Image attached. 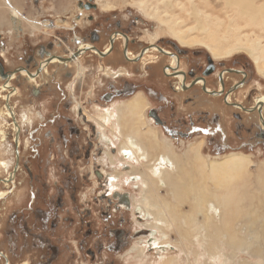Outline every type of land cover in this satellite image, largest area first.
<instances>
[{
    "label": "flooded vegetation",
    "instance_id": "obj_1",
    "mask_svg": "<svg viewBox=\"0 0 264 264\" xmlns=\"http://www.w3.org/2000/svg\"><path fill=\"white\" fill-rule=\"evenodd\" d=\"M77 2V7L85 14H76L71 23L69 21L70 26L40 20L42 29L35 32L44 33L49 36L48 39L23 43L25 46L22 45L24 50L20 57L12 56L18 44L14 41L8 47L0 36V96H3L0 97V110L6 106L11 114L10 117L5 116L11 131L8 136L6 131L8 141L5 140L4 145H11L10 152L14 155L7 175L10 179H5L6 182L10 180V188L5 191L11 190V193L17 188V173L24 166L20 147L26 121L20 118L13 102L24 88L18 83L19 77H23L26 84L32 85L31 106H35L43 94L49 96V108L60 109L48 120L56 130L48 134L51 143L61 144L65 156L63 152L51 150L48 161H53L62 173L60 179L50 184L53 197L45 196L46 207L42 209L34 206L39 195L32 191L27 203H22L11 214L12 223L16 226L12 234L18 231L29 234L34 226L38 230H47L50 235L57 231L55 237L59 241L66 236L75 238L76 245L73 247L70 239L65 240L69 246L67 252L72 253L73 259H80L79 264H100L103 253L108 255L101 263L115 264L113 257L129 250L135 238L146 234L150 228L140 225L132 233L127 226L119 224L122 217L117 222V211H134L130 206V196H127L131 192L125 188L119 191L124 194L116 196L114 192L113 197L109 193V173L112 171L107 170L111 166L106 152L115 154L118 151L115 146L109 149L104 138L101 140L107 149L103 148L99 139H95L102 133L100 119L91 113L90 116L87 110L92 107L97 111L99 108L116 107L140 93L149 101L142 128H155L158 138L167 136L178 142L205 136L206 142L210 139L214 152L236 149L240 152L247 150L245 153L249 152L252 156H257V153L264 156V84L253 81L255 74L245 64L216 61L207 55L188 51L163 39L162 34L154 37L155 33L148 28L142 38L149 40L142 41L131 30L132 24L141 25L144 20L124 27L121 21L111 20L115 11L101 9L94 0ZM89 11L94 13L88 14ZM61 27L70 35L64 34ZM101 73L106 80L100 77ZM89 75L97 76L94 83H89ZM46 87L50 95L45 92ZM30 146L29 162L37 160L46 165L43 161L46 152L40 150L41 146L38 143ZM80 163L82 166H79ZM27 170L31 171L33 182L32 166L30 168L27 164ZM79 170L84 173H79ZM82 189L85 191L82 192ZM89 189L93 190L87 193ZM2 198L0 196V201H3ZM105 201L107 206L100 211L98 206ZM25 211L32 212L34 224L30 225L31 220L27 222ZM96 212L106 223L100 230H96L99 226L95 225V218L88 219ZM135 215L142 223L144 218L139 217L137 212ZM40 236H34L39 248L48 249L46 255H42L43 264L60 260L58 245ZM149 236L145 245L153 249ZM1 247L0 244V258L4 264H31L30 261L12 262L8 251Z\"/></svg>",
    "mask_w": 264,
    "mask_h": 264
},
{
    "label": "rangeland",
    "instance_id": "obj_2",
    "mask_svg": "<svg viewBox=\"0 0 264 264\" xmlns=\"http://www.w3.org/2000/svg\"><path fill=\"white\" fill-rule=\"evenodd\" d=\"M16 1H18L20 5H23L22 8H20V10H19L20 12L18 13L19 14L18 19H19L20 23L16 24V25H15V23H14V25L12 24L15 20L16 14H11L10 12H6L5 13L6 15L4 14L5 18L2 17L1 21H0V36H2L4 38V40L7 42L8 47H9V44L12 42L14 43V41H15V43L18 44V46H16V48H14V50H13L14 53L12 54V56H14V57H16V56L20 57L21 56V52L24 50L22 47L23 43L30 44L29 41L31 43H33V41L40 42V40H43V39L47 40L48 39L49 36H46L44 33L35 32V31H38L39 29H42L40 20L43 22H49V21L54 22V23L56 22L57 25H58L57 22L59 20L58 26H61L62 25V23H61L62 21L60 22L61 19L63 21L69 20L71 23L72 18H75V15L76 14L78 15L79 12H81L82 15L85 14L81 10V8L77 7V3H78L77 1L78 0H16ZM94 1L96 2V4L99 5L97 0H94ZM242 1H244V0H241V1L240 0H206V1L205 0H195L196 4L198 6L202 5L201 7L206 9V14L211 15V18L209 20H206V26H212L211 30L217 32V38H219V42L216 41L212 36L207 38L206 33H202L199 30H193V31H189L191 33L188 34V37L186 39H188L189 41H192V42L195 40H197L199 42H196L195 44H190V45H182L177 41V39H175V37L173 38V36L168 32V29L166 28V26L164 24H162L161 22H159L156 19L150 18L148 16H147L148 17V19H147V17L143 16L141 13L143 11L141 9H139L137 5L134 4L135 0H130L128 3L124 2V0H119V2L117 0H113L112 6L117 5V7H123V8L116 10L113 13L114 15L112 16L111 20L121 21L122 26H124V27H130L132 22H134V21L138 22L139 20L140 21L144 20L145 23H141V25H137L136 23L132 24L133 25V29H132L133 31L131 30V33L135 34L134 36H137V38L142 39V41L148 40V39L142 38V35L145 34L147 28L152 30V31H155L154 33L159 31L162 34L161 37L163 39L170 41V42H174L179 47H183L184 49H186L188 51L197 52V53H200L201 55H204V56L207 55L216 61H224L227 63H230L231 61H237V62H240V64H245L247 66V68L253 73V75L255 74V78L253 81H260L264 84V76H262V74L259 73V71L257 70L256 64L254 63L251 55L249 54L248 50L246 49L248 46H250V44H245L244 45L245 47L243 49H241V50L236 49L232 53L226 55L225 57H214L212 54V50L209 46V44H211V45L223 44V45L227 46V47H224L221 45L223 47V49H227V48L230 49V48H233L235 43H238L239 40H243L241 42H242V44H244L246 42V38L248 35H250V38L256 39L257 34H260L263 37L261 39V41H262V44L264 45V27H261V26L256 27L255 25L252 26V24H250V20L248 18H246L242 15L236 14V10H238V6H235L234 4L236 2L240 3ZM254 1H256V5L259 4L258 6H261V4L262 5L264 4V0H254ZM160 2L161 1L157 0L156 5H158L160 7V12H161L160 16L164 20H166L168 22H176L177 21L176 19L178 17H180V19H182V18L185 19L186 21L183 22V25H181V26L179 25L180 27H182L181 29H187L189 27L191 28L192 26L196 25L195 20L193 18H191V16H189L186 13L187 11L185 9L180 10V7L178 8V5L180 2L189 8L188 0H171L170 6H173V7H170V6L166 7L165 5H163ZM63 7H64V9H63ZM67 7H69V9ZM65 8H67V9H65ZM93 13H94V11L88 12V14H93ZM98 13L103 14L102 12H98ZM7 20H8V22H7ZM230 22L232 24H230ZM43 24H45V23H43ZM136 26H137V28H136ZM12 27L13 28L17 27L18 30H16L17 28L14 30ZM61 28H62V31L64 32V34H66L67 36L70 35V34L68 35L67 30H65L63 27H61ZM36 29H38V30H36ZM188 30H191V29H188ZM245 36H246V38H245ZM201 39H205L206 44L203 43L201 41ZM23 46H25V45H23ZM9 55H11V53ZM263 55H264V53H263ZM17 61H18V59H17ZM90 75L88 77L89 83H90V81L92 83H94V80H96L95 77H97V76L93 77V75H92L90 77ZM101 75H102V73L100 74V77H102L103 80H106V78L104 76H101ZM18 83L21 84L24 88L22 89L20 96L17 95L16 98L13 100V102L17 107L16 109L19 111L20 118L23 117V121H26V125L24 127V131H23V135H22L23 144L20 147L21 157L24 158V161H23L24 166L22 167L23 170L21 168L19 170V172L17 173V179H16V174L13 177V181H15V179H16L17 188L13 189V191L11 193H9L3 199V201H0V222H1L0 224L2 226V232L0 233V237L2 236L1 242H0V244L2 246L1 248L6 249L5 250L6 252L8 251V253L11 256L12 262L30 261L31 264H43L42 255L45 256L46 253L48 252V249L47 248L46 249H40L39 248L38 244L36 243V241L34 239V236L36 237L37 234H39V235H41L40 237H43V239L50 240L51 243H55L59 247V252L61 254L60 260H58L52 264H79L80 259H76V258H75L76 260L73 259L72 253L67 252V249L69 248V246H68V243L65 239H67V240L70 239L69 240L70 244L73 247V245H76L75 238L73 236H66L65 238L63 237L61 239V241H59L55 237V236H57V231L53 232L50 235V232H48L47 230L46 231L38 230L35 226L31 229V231H29L30 232L29 234H24V233H22V231H18L17 234H15V235H14V233L12 234V230L14 227L16 228V226L12 223L13 221L11 220V214H13V212H15V210L17 211L22 203H24V202H25V204L27 203V201L31 198L32 191L36 192L39 195L36 203L34 204L35 207H40V208L44 209V207H46V205H45L46 203L44 202V198H46L45 196L49 197V195H50V197H53L52 196L53 189H52L50 184H52L54 180L60 179L62 173L59 172V170L57 169L58 166H55L52 163L53 161L50 162V161H48V159L50 158L49 157L50 154H52L51 150H53L55 152L57 151L58 153H62L63 152L62 150L64 149V148H62L61 144H58L57 142H55V144L51 143L50 142L51 140L49 139L50 136L48 134L49 131H51V132L56 131L54 128V125L52 123L48 122V120L53 117L54 112H56L58 110L60 111V109H57V108L55 109L52 106H50V108H49V103H47V99L49 98V96L48 95L43 96V94L39 98V100L36 102L35 106H31V100L33 99V97L31 96L30 89H31L32 85H30L29 83L26 84V81L23 77H19ZM0 89H1V85H0ZM45 92L50 95L48 87H46ZM1 93L2 92L0 90V94ZM0 97L3 98V96H0ZM46 104H48V106ZM53 104L54 103H51L50 105H53ZM121 104H119L117 106H120ZM117 106L105 108V109L99 108L98 111H97V109L92 107V108H89V110H87L88 111L87 113H89V115L91 113L94 117H98L100 119L99 121L104 122V119H103L104 116L106 114H109V111L114 112V115L111 118L112 120H109L107 122V125H106V128L108 127L107 130L105 127H103L99 124L100 131L102 133H101V136L97 135L95 139H99L100 144H102L104 146L105 143L101 140V138L105 139L104 134L107 135V137L111 138V140H112V142H108L105 139L107 141V143L110 145V147L108 146V148L110 149L112 146H115L117 151H118V153H115V155H117V154L122 155V153H119V150H118L121 139L114 135L115 133L120 135V125L117 123V115H118V109L116 110ZM0 113H1L0 114L1 115L0 116V128H5V130L7 131V136H8V132L11 131V128L9 126L10 123L8 122V119H6L5 116L10 117L11 114L9 113L8 109H6V106H4L3 110H0ZM44 118H45V120H44ZM19 120H21V119H19ZM29 120H32V121H29ZM22 127H23V123H22ZM8 128H9V130H8ZM13 128L15 130V125H13ZM104 131L106 133H104ZM144 131H146V130H144ZM153 131H155V134L157 132V137H158V131L155 128ZM89 135L92 136L91 133H89ZM160 139L167 140L170 143L173 142L172 139L170 137H167V136H166V139L164 137L160 136ZM201 139L203 141L202 152L206 155V157L208 159L217 158V157L222 156V154L232 152V151H236V149H234V150L232 149L230 151H226V152H222V153L214 152L213 145L211 143H209L210 139L208 142H206L207 137H205V136L204 137L197 136V137H194L190 141L189 140L178 141V142L174 141L172 144L174 145L175 149L179 153H181L188 147V145L192 141L201 140ZM6 141H8V140L6 139ZM6 141H4V142H6ZM35 143H38L39 147L41 146L40 150H44L46 152V155L44 156V159H43V161H44V163H46V165L43 164L42 162L39 163L37 160H35L34 163L29 162V159H31V157H30L31 156L30 155L31 154L30 144L35 145ZM9 146H11V145H7V144L4 145V143L0 144V156L3 157L5 155L7 158L10 157V160H11L10 166L12 167V164H13L12 161L14 162V159H13L14 155H13V152H10L11 147H9ZM103 148L107 149L105 146ZM249 150H250V148H249ZM238 151H240V150H238ZM2 152L3 153L5 152V153L3 154ZM107 152H110V151H107ZM245 152H247V150ZM106 154H107L106 158H107V160H108V162L112 168V169L111 168L107 169L109 171H112V173H109V176H110L109 187H108L109 193L111 194V192H112L110 190V182H112L111 176L113 174H116L119 171L118 172L119 176L116 180H118V183H120V186H117L118 187L117 190L123 191L125 188L126 189L128 188V190H130L131 193H130V195H128V197L130 196L131 200L130 201L128 200V201L130 202V206H133L134 211L137 212V215H138V213H140V212H138L135 209L134 204H135V201H140L142 203V201H143L142 199L144 198V192L143 191H144L146 185H142V183L139 180L138 181L132 180L130 175L125 171L124 167L122 165H120V161H119V164L115 166V164H113L111 162V156L108 153H106ZM248 154H250V153L248 152ZM257 154H258L257 156H252V159L255 163H254V165L250 166V169L248 171L249 173L246 176L247 177L246 180L249 181V184H248L249 186L245 185V187L242 189H239V192H238L239 194H241L243 196V199H244L243 200L244 202H242V204H241L242 206L244 205L243 203L251 201V197H252L251 194L256 193L255 195L257 196L258 199L262 198V200H264V189L261 188L259 185V182L257 179V169H256L257 166L261 165V162L264 161V156L260 155V153H257ZM64 156H65V153H64ZM149 159H151V158H146V157L141 158V160H143L142 162H144L145 165L147 166V170L149 172H151V174H153L154 176H157L154 174V171H155V169L159 168L158 166H160L161 164L162 165H169L168 163L161 162V161L158 162L159 163L158 164V163H156L157 160L154 163H152L151 162L152 160L149 161ZM103 162H104V160H103ZM133 163L135 166H141V161H139L137 159L133 160ZM27 164H28V167H30V168L32 166V172H33L34 177H35L33 182L31 180V171L29 172V170H27ZM79 166H82V163H80ZM131 168L132 167H130V169ZM10 170H11L10 167L8 169H4V167L0 166V184L3 183V185L0 186V191L6 190V188H8V186L10 185L8 183V182H10V180L7 182L5 181V179L9 178V176H10V175L7 176L9 174ZM115 170H116V172H115ZM13 172H11V175ZM79 173H84V172H82V170H79ZM176 175H177V173H176ZM129 180H130V182H129ZM11 181H12V179H11ZM30 182L33 183V184L31 183L32 186H31ZM124 182H125V184H124ZM157 183H160V181L158 180ZM182 183H184V182H182ZM205 183H206V187H208L206 189L204 186ZM201 184H203V187H201V189L198 192L196 190L195 191L193 190L192 191L193 193L192 192L189 193V195H190L189 200H187L188 198L182 199L183 201L184 200L185 201L181 202L182 204H180V207H178L181 211L179 214L180 215L182 214V215L178 216V218L175 219L176 226L177 225L180 226L181 224H183L186 229H189V231H188L189 233L188 234L187 233L182 234L179 232V230H177V229L175 230V228H174L175 225L174 224L171 225V223L167 222L168 217L164 213H161L160 214L161 216L158 215V217L159 218L161 217L160 219H162V220H160V221L161 222L164 221V222L162 224H159L161 226V228H160V231L159 230L157 231L158 232V234H157L158 238L161 240H158V242H156L155 240L151 241L152 244H150V247H152L153 249H150L145 245L147 242L146 241L147 237L150 235L149 231L152 228H155L157 226V225H153V223H152L154 220L153 215L147 219V217L143 216V213H140L138 216L144 218V219H142V224H141V223H139L141 220H139L136 217L133 209L131 211L121 210V211H117V213L115 212L116 213L115 218H116L117 222L122 217L119 224L127 226V228H129L130 232H132V233L135 232L137 230V228L140 227V225L141 226L144 225V226H147L148 228H150V230H148L146 234H142L141 236H137L135 238V240L133 241L129 250H126V251L123 250V251H121V254L113 257L115 260V264H164L165 263L164 261H166L167 264L169 262H170V264H242L240 262H243L246 259L248 260V261L246 260V262L251 261V264H264V255H257L255 257V256L251 255L250 253H248L246 250H244V248L241 249V248L235 247L236 245H234L232 241H231L232 242L231 245L229 243H227L228 241L226 240L227 238L225 237V235L221 231H219L217 227H215L218 225L221 226L220 216H218V214H220V211H218V210L215 211V209H216L215 206L218 205L215 202L218 203V202L222 201L221 194H223L222 192H224L225 189H223L224 191H222V189L218 190L217 187H215L216 184L213 181H211L210 179H205L204 182ZM15 185L16 184H14V187H15ZM160 185L158 184V187H160V189H161V193H163L164 195H167L173 201L171 206H175V205L179 204L178 203L179 200L177 199V197L175 198L174 193H173L174 184L172 187L168 183H166V185H161V186ZM92 186H94V185H92ZM261 189L263 191H261ZM92 190L93 189H89L87 191V193L91 192ZM84 191L85 190L82 189V192H84ZM215 191H216V193H215ZM246 191H248V193ZM249 192H250V195H249ZM122 193H124V192H122ZM211 193H212V195H211ZM217 193H219L218 196L216 195ZM198 195H200V196H198ZM210 195H211V197H210ZM112 196L114 197V194H112ZM245 196H249L247 201L245 200L247 198ZM219 198H221V200ZM218 199H219V201H218ZM194 200L195 201L203 200V203H201L200 206L194 205L195 204ZM129 202H127V203H129ZM174 203H175V205H174ZM100 204L101 205L98 206V208L101 207L100 211L102 210L103 206H105V207L107 206L106 201H105V203L103 202ZM207 205H209V206H207ZM78 206H82V204L78 203ZM158 206L159 205H154V207L152 206L151 210L156 212V210L160 209V207L158 209ZM195 206H196V210L194 208ZM167 207H169V206L164 204L162 208H163V210H164V208L166 210L167 209L169 210L170 208H167ZM193 208L195 211L193 210ZM220 210H222V208H220ZM25 212H26L25 214L27 216V222L28 221L30 222V220H31L30 225H32V223L34 224V221L32 219L33 218L32 212H29V211L28 212L25 211ZM69 212L71 213L72 211H69ZM214 213L216 214L215 219L213 217ZM71 214L74 215L73 213H71ZM211 215H213V216H211ZM101 216L102 215L100 213L97 214V212H96V214H93V216L91 218H88V219H90V221L93 220V218H95V222H96L95 225L99 226V228L96 230H100V228H102L103 225L106 224L102 220ZM165 217H167V218H165ZM207 217H209L211 220L209 218H208L209 219L208 220ZM216 217H218V218H216ZM84 218H86V217L84 216ZM212 219H213V221H215V223L212 221ZM239 219L240 218L235 219V220H231L232 229H234V227L235 228L237 227L240 230L239 232H241L243 235L247 236L246 234H248V236L250 238L252 237V239H254L256 241L255 246L257 244L258 245L259 244L264 245V239L260 237L261 236L260 230L259 229L252 230L251 228L249 229L248 226L246 224H244L245 222L242 221V223H240ZM74 220H76V219H74ZM260 221H258V225L261 226L262 221L261 222ZM204 222L206 223V227H205ZM211 222H212V224H211ZM208 223H210V224H208ZM214 224H216V225L214 226ZM239 226H241V229L239 228ZM72 228H74V227H72ZM83 229H84V227H83ZM257 231H259V232H257ZM209 232H211V233H209ZM257 235H259V236H257ZM13 238H14V240H13ZM213 238H215V239H213ZM184 240L186 243H184ZM134 248H136V249L134 250ZM138 251H140V252H138ZM190 254H191V256H190ZM107 255H108L107 253L101 254L102 260H100V264H103L101 262L106 261ZM179 255H181V257ZM101 256L99 259H101ZM111 260H113V259H111ZM159 260H161V261H159ZM0 264H4V261L1 258H0Z\"/></svg>",
    "mask_w": 264,
    "mask_h": 264
},
{
    "label": "bare ground",
    "instance_id": "obj_3",
    "mask_svg": "<svg viewBox=\"0 0 264 264\" xmlns=\"http://www.w3.org/2000/svg\"><path fill=\"white\" fill-rule=\"evenodd\" d=\"M97 1L100 5L99 7L101 9H105L108 11L109 10L116 11L118 9L123 8V7H117V5L112 6L113 0H97ZM117 1L119 2V0H117ZM129 1L130 0H124V2H127V3ZM156 1L157 0H135L134 4L137 5L138 8L143 11V12H141L143 16H145V17L148 16L150 18L156 19L159 22H161L162 24H164L166 26V28L168 29V32L173 37H175L180 44L190 45V44H195L196 42H199L197 40L192 42V41H189L188 39H186L188 37V34L191 33L189 31H193V30H199L202 33H206L207 38L212 36L216 41L219 42V38H217V32L211 30L212 26H206V20H209L211 18V15L206 14V9L201 7L202 5L198 6L196 4L195 0H188L189 8L181 2L178 5V8L180 7V10L185 9L187 11L186 13L189 16H191V18H193L195 20L196 25L192 26L191 28L189 27L187 29H181L182 27H180L181 25H183V22L186 21L183 18L180 19V17H178L176 19L177 20L176 22H168V21L164 20L160 16L161 15L160 7L158 5H156ZM159 1H161L160 3H162L166 7L171 5V0H159ZM234 5L238 6V10H236V14L242 15V16L248 18L250 20V24H252V26L255 25L256 27H258V26L264 27V4L263 5L261 4V6H258L259 4L256 5V1H254V0H244L240 3L236 2ZM22 6L23 5H20L19 2L16 0H0V8H1L0 9V21H1L2 17L5 18L6 12H10L11 14H16V16H15L16 21L14 20V22L12 24L13 25H14V23H15V25L19 24L20 22L18 19L19 18L18 13L20 12L19 10H20V8H22ZM170 7H173V6H170ZM67 8L69 9V7H67ZM67 8H65V9H67ZM63 9H64V7H63ZM148 17H147V19H148ZM7 22H8V20H7ZM60 22L62 24L68 25L69 20L63 21L61 19ZM57 23L59 25V20ZM230 24H232V23L230 22ZM16 28L17 27H15L13 29L15 30ZM188 29H191V30H188ZM16 30H18V28ZM153 32H155V31H153ZM158 34H161V33L159 31H157L155 33L154 37H156ZM158 36H157V38H158ZM245 38H246V36H245ZM262 38L263 37L260 34H257L256 39L250 38V35H248L246 38V42L244 44H242V42H241L243 40H239V42L235 43L234 47L230 48V49H228V48L223 49L222 46L227 47L223 44H221L222 46L220 44L219 45L209 44V46L212 50V54L214 57H225L226 55L232 53L236 49L237 50L243 49L245 47L244 46L245 44H250V46H248L246 49L248 50V52L251 55L254 63L256 64L257 70L259 71V73L262 74V76H264V55H263L264 45L262 44V41H261ZM201 41L206 44L205 39H201ZM9 84H11L10 81H9ZM148 104H149V101L145 98V96L143 97V95L139 93V94H135L132 98L130 97L126 101H123L120 106H117V108H116V110L118 109L117 123L120 125V135H118L116 133L114 135L121 139L118 150H119V153H122V155H119V154L113 155L110 152H106V153H108L111 156V162L113 164H115V166L118 165L119 161H120V165H122L124 167L125 171L130 175L132 180H135V181L139 180L142 183V185H146V187L143 191L144 192V198L142 199L143 200L142 203L140 201H135L134 206H135V209L138 212L143 213V216L147 217V219L150 218V216H152V215L154 216V218H153L154 220L152 223H153V225H157V226L155 228H152L151 230L149 229L150 235H151L149 237H151V240L152 241L155 240L156 242H158V240H161L158 238V235H157L158 234L157 231L158 230L160 231V228H161V226L159 224H162L164 222V221L161 222L160 221V220H162V219H160L161 217L160 218L158 217V215L161 216L160 215L161 213H164L168 217L167 222L171 223V225L172 224L175 225L174 226L175 230L176 229L179 230V232L182 234H184V233L188 234L189 233L188 232L189 229H186L183 224H181L180 226L179 225L176 226L175 219L178 218V216L182 215V214L181 215L179 214L181 211L178 207H180V204H182L181 202L185 201V200L183 201L182 199L188 198L187 200H189V197H190L189 193L192 192L193 190L194 191L196 190L198 192L201 189V187H203V184H201V183H203L205 179H210L211 181H213L216 184V185L215 184L214 185H215V187H217L218 190L222 189V191H224L223 189H225L224 192L221 191L223 193V194H221L222 201H220L218 203L215 202L216 204H218L217 206H215L216 207L215 211H217V210L220 211V214H218V216H220L221 226H219V225H218L219 227L215 226L217 223L214 224V226L217 227L218 230L221 231L225 235V237L227 238L226 240L228 241V242L227 241L226 242L229 243L230 245L233 242V244L236 245L235 247H238L241 249L244 248V250H246L248 253H250L251 255H253L255 257L257 255H264V245H262V244L258 245L257 244L255 246L256 241L254 239H252V237L250 238L248 236V234H246L247 236L243 235L241 232H239L240 230L237 227L236 228L234 227V229H232V225H231V220H235V219L240 218L239 219L240 223H242V221L245 222L244 224H246L249 229L250 228L252 230L259 229L260 233H261L260 237L264 239V200L258 199L257 196L255 195L256 193L251 194L252 195L251 201L243 203L245 206L244 205L242 206L241 204H242V202H244L243 201L244 199H243V196L238 193L239 189L244 188L245 185L249 186L248 185L249 181L246 180L247 179L246 176L249 173L248 171L250 169V166L254 162L252 159V155L244 153L243 151L242 152L232 151V152L222 154V156L219 155L220 157L208 159L206 157V155L202 152V144H203L202 139L192 141L188 145L187 148L185 147L186 149L183 152L179 153L175 149L174 145L172 144L173 142L170 143L167 140H162L160 138L158 139L157 132L155 134V131H153L154 129H152V128L148 129L147 128L146 131H144L142 129V126L145 125V117H146L145 111L148 108ZM113 115H114V112L109 111V114H106L103 118L104 122L99 121V124L106 128L107 122L109 120H112L111 118L113 117ZM104 133H106V132L104 131ZM104 136L108 142H112L111 138L107 137V135H105V134H104ZM5 140H6V130H5V128H0V144L4 143ZM107 146L110 147V145H107ZM143 157L151 158V159H149V161L152 160L151 161L152 163H154L157 160L156 163L161 161V162H166L169 165H162L161 164L160 166H158L159 168L156 167L157 169H155L154 174L157 176H154L153 174H151V172H149L147 170V166L145 165V163L142 162L143 160H141V158H143ZM136 159L141 161V166H135L134 165L133 160H136ZM10 165H11L10 157L7 158L4 155L3 157L0 158V166L1 167H4V169H8L10 167ZM130 167H132V168L130 169ZM116 170H115V172H116ZM118 172L111 176L112 182H110V190L112 191L111 194H114V192H115L116 196H117V194H124V193L119 192V190H117L118 189L117 186H120V183H118V180H116L119 176ZM176 173H177V175H176ZM257 179H258V182L260 184V187L264 189V162L261 163V165L258 166V168H257ZM158 180L160 181V183H157ZM129 182H130V180H129ZM182 182H184V183H182ZM166 183L170 184L171 187L174 184L173 193H174L175 198L177 197V199L179 200L178 201L179 204L175 205V203H174L175 206H171L173 201L167 195H164L163 193H161V189H160V187H158V184L159 185L160 184L166 185ZM206 183L204 185L205 189L208 188V187H206ZM124 184H125V182H124ZM8 188H10V187H8ZM10 191L9 192L5 191V190L1 191L0 196L5 198L10 193ZM261 191H263V190L261 189ZM246 192L248 193V191H246ZM215 193H216V191H215ZM211 195H212V193H211ZM211 195H210V197H211ZM216 195L218 196L219 193H217ZM249 195H250V192H249ZM198 196H200V195H198ZM245 197H247L245 199L247 201L249 196H245ZM221 198H219V199L221 200ZM219 199H218V201H219ZM194 202H195L194 205L200 206V204L203 203V200H201V201H195L194 200ZM164 204L169 206L167 208H170V209L166 210L164 208V210H163L162 207ZM154 205H159L158 209L160 207V209H159L160 211L159 210H156V212L152 211L151 207L152 206L154 207ZM207 206H209V205H207ZM194 208L196 210V206ZM194 208H193V210H194ZM220 208H222V210H220ZM140 213H138V215ZM215 213L213 214L214 216L211 215L214 217V219L216 216ZM167 217H165V218H167ZM209 217H207V219ZM216 218H218V217H216ZM260 220L262 221L261 226L258 225V221H260ZM212 221H213V219H212ZM213 222L215 223V221H213ZM208 224H210V223H208ZM211 224H212V222H211ZM205 227H206V223H205ZM239 228L241 229V226H239ZM257 232H259V231H257ZM209 233H211V232H209ZM257 236H259V235H257ZM213 239H215V238H213ZM184 243H186L185 240H184ZM135 249L136 248H134V250ZM138 252H140V251H138ZM179 256L181 257V255H179ZM190 256H191V254H190ZM246 260L243 262H240V263L251 264V261L246 262ZM159 261H161V260H159ZM164 262L166 263V261H164ZM24 264H26V263H24ZM168 264H170V262Z\"/></svg>",
    "mask_w": 264,
    "mask_h": 264
},
{
    "label": "crops",
    "instance_id": "obj_4",
    "mask_svg": "<svg viewBox=\"0 0 264 264\" xmlns=\"http://www.w3.org/2000/svg\"><path fill=\"white\" fill-rule=\"evenodd\" d=\"M263 162H264V161H263ZM263 162H261V163H263ZM254 163H255V162H253L252 165H254ZM255 166H256V165H255ZM259 166H260V165H259ZM257 168H258V166H257ZM257 168H256V169H257ZM259 185H260V184H259ZM259 199L262 200V198H259Z\"/></svg>",
    "mask_w": 264,
    "mask_h": 264
},
{
    "label": "water",
    "instance_id": "obj_5",
    "mask_svg": "<svg viewBox=\"0 0 264 264\" xmlns=\"http://www.w3.org/2000/svg\"><path fill=\"white\" fill-rule=\"evenodd\" d=\"M150 232V231H149Z\"/></svg>",
    "mask_w": 264,
    "mask_h": 264
}]
</instances>
